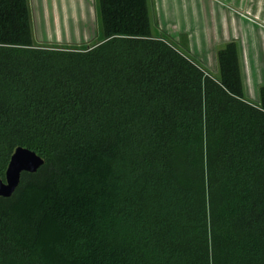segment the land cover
Listing matches in <instances>:
<instances>
[{"label":"trees","instance_id":"trees-1","mask_svg":"<svg viewBox=\"0 0 264 264\" xmlns=\"http://www.w3.org/2000/svg\"><path fill=\"white\" fill-rule=\"evenodd\" d=\"M101 38L35 43L28 0H0V264H264V85L238 46L213 74L155 35L147 0H96Z\"/></svg>","mask_w":264,"mask_h":264},{"label":"crops","instance_id":"crops-1","mask_svg":"<svg viewBox=\"0 0 264 264\" xmlns=\"http://www.w3.org/2000/svg\"><path fill=\"white\" fill-rule=\"evenodd\" d=\"M147 1L153 33L213 74L216 51L235 42L246 99L257 102L258 88L264 85V0ZM28 3L37 44L69 46L98 36L96 0Z\"/></svg>","mask_w":264,"mask_h":264},{"label":"water","instance_id":"water-1","mask_svg":"<svg viewBox=\"0 0 264 264\" xmlns=\"http://www.w3.org/2000/svg\"><path fill=\"white\" fill-rule=\"evenodd\" d=\"M43 164L44 160L35 152L24 147L16 148L5 172V182L0 177V198L12 197L20 184L21 175L36 173Z\"/></svg>","mask_w":264,"mask_h":264},{"label":"rangeland","instance_id":"rangeland-1","mask_svg":"<svg viewBox=\"0 0 264 264\" xmlns=\"http://www.w3.org/2000/svg\"><path fill=\"white\" fill-rule=\"evenodd\" d=\"M99 25V22H98ZM100 27V26H99ZM93 29V28H92ZM99 29V28H98ZM94 30V29H93ZM98 36L94 37L92 40H90L89 42H83L80 44H74V45H69V46H63V45H57V44H40V45H47V46H58V47H70V48H81V49H85L87 46L92 45L93 43L97 42L100 38H101V34H100V29L98 31ZM95 36V34H94ZM44 37V38H43ZM42 38L45 39V36H43ZM3 181L5 182V180L3 179Z\"/></svg>","mask_w":264,"mask_h":264}]
</instances>
